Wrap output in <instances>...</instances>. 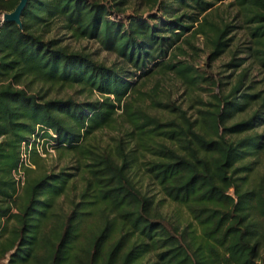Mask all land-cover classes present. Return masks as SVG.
Masks as SVG:
<instances>
[{
	"label": "trees",
	"instance_id": "obj_1",
	"mask_svg": "<svg viewBox=\"0 0 264 264\" xmlns=\"http://www.w3.org/2000/svg\"><path fill=\"white\" fill-rule=\"evenodd\" d=\"M18 1L0 0V11L12 10ZM216 1L144 0L163 14L161 22H151L155 13L127 21L111 17L124 9V0H27L22 26L6 20L0 25V259L264 264V172L251 179L255 161L245 160L264 147V133L248 132L258 119L264 121V102L247 118L226 123L257 95L243 90L244 73L228 93L213 94V107L199 109L194 118L178 105L151 98L175 112L164 119L133 94L136 70L171 72L189 84L204 79L175 50L183 49L179 41L189 43L197 34L205 37L209 58L226 49L229 24L210 17ZM235 3L246 15L249 55L264 70V0ZM56 24L76 38L95 39L119 63L108 65L88 51L69 48L62 38L46 37ZM235 60L228 64L242 63ZM36 82L40 87L33 89ZM75 85L100 96L93 101L47 96L55 86ZM114 127L123 132L114 145L88 139L98 129ZM35 135L77 157L85 183L65 213L57 210V200L73 174L62 169L31 176L32 166L21 161ZM31 144L28 161L38 165L35 140ZM19 166L22 183L14 175ZM137 175L182 205L188 223L168 221Z\"/></svg>",
	"mask_w": 264,
	"mask_h": 264
},
{
	"label": "rangeland",
	"instance_id": "obj_2",
	"mask_svg": "<svg viewBox=\"0 0 264 264\" xmlns=\"http://www.w3.org/2000/svg\"><path fill=\"white\" fill-rule=\"evenodd\" d=\"M103 1L111 2L112 0ZM122 7L124 8L123 10L117 11L110 16L127 21L131 16L137 15L143 19H148L151 13H155L156 17H152L151 22H161L163 19L161 10L157 6L149 9L144 0H124ZM210 17L220 24H229V31L226 35L228 45L219 56L214 59L209 58L210 48L202 34L191 37L189 43L180 39L179 43H181L183 49L175 50L178 58L192 64L195 71L204 76V79L199 78L195 84H189L171 72L162 74L154 71L142 75L139 70H136L135 75L131 76V80L135 81L136 85V90L133 94L144 99L148 112L159 115L164 119H169L175 115V112L170 111L168 107L162 108L155 103H151V98H155L156 100L180 106L191 118L197 117L199 116V109L213 107L211 103L215 101L213 94L220 92L228 93L242 72L244 76H241H243L245 84L243 90L257 95L249 99V103L245 105V109L233 112L226 123L229 125L247 118L262 101L264 102V70L249 55L248 46L251 45V36L249 34L248 23L246 22V15L239 9L235 0H217L212 6ZM45 36L62 38V43L67 44L69 48L88 51L93 58L103 61L108 65L118 64L120 61L113 51L101 48L95 39L76 38L61 28L59 24H56ZM234 57L236 58L235 61L242 63L240 65H229L228 63ZM38 87H40L39 83L33 84V89ZM69 95L77 101H93L100 96L99 92L95 90L90 93L87 89H81L77 85L55 86L49 89L47 96L67 97ZM262 109L264 110V108ZM117 112H120V108L117 109ZM258 121L261 124L258 122L259 125L255 126L254 129L248 130V132L256 130L264 133V121L263 119H258ZM117 127L98 129L88 139L99 146H105L106 144L114 145L115 138L120 137L121 133H123ZM33 140H35L40 156L38 165L31 164L28 161V149L32 146ZM51 143L55 142L52 141ZM22 148L25 149L24 144H22ZM26 151L21 154V161L23 163L26 161L28 165L32 166L33 170L29 174L31 176L39 175L42 172H57L62 169L73 174L66 193L58 198L56 205L58 211L62 213L67 212L71 201L78 198V194L83 189L85 183L82 173L76 168L78 163L76 155L71 154L65 149L62 151L55 148L54 145H51L48 141L46 142L44 138L38 137V135L32 136L29 139ZM250 159L255 161V167L251 172L250 178L257 179L264 172V147L256 155L246 157L245 160ZM18 168H20V173L17 171ZM18 168L14 171V175L20 176L21 182L24 170L21 167ZM135 179L142 186V190L148 194H153L155 200L159 202V210L168 221L179 224L180 227L188 223L190 217L182 205L167 198L159 190L158 186L147 177L137 175ZM229 190L233 193L234 189L232 187ZM6 257L4 256V258ZM4 258L0 259V264H5Z\"/></svg>",
	"mask_w": 264,
	"mask_h": 264
},
{
	"label": "water",
	"instance_id": "obj_3",
	"mask_svg": "<svg viewBox=\"0 0 264 264\" xmlns=\"http://www.w3.org/2000/svg\"><path fill=\"white\" fill-rule=\"evenodd\" d=\"M26 3L27 0H19L12 10L4 12V20L13 21L19 26H22L21 13L26 6Z\"/></svg>",
	"mask_w": 264,
	"mask_h": 264
},
{
	"label": "built area",
	"instance_id": "obj_4",
	"mask_svg": "<svg viewBox=\"0 0 264 264\" xmlns=\"http://www.w3.org/2000/svg\"><path fill=\"white\" fill-rule=\"evenodd\" d=\"M4 12L5 11H0V25L5 21L4 20ZM24 163L26 164L27 162L24 161ZM20 167V166H19ZM18 173H20V168L17 169ZM20 175V174H19ZM17 178H19L20 176H16ZM5 264H8V258H4Z\"/></svg>",
	"mask_w": 264,
	"mask_h": 264
}]
</instances>
